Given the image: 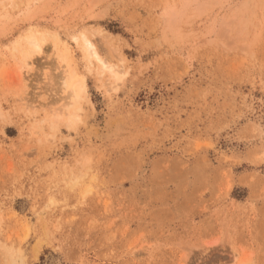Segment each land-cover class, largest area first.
<instances>
[{
    "label": "rangeland",
    "instance_id": "374dc122",
    "mask_svg": "<svg viewBox=\"0 0 264 264\" xmlns=\"http://www.w3.org/2000/svg\"><path fill=\"white\" fill-rule=\"evenodd\" d=\"M0 264H264V0H0Z\"/></svg>",
    "mask_w": 264,
    "mask_h": 264
},
{
    "label": "bare ground",
    "instance_id": "6f19581e",
    "mask_svg": "<svg viewBox=\"0 0 264 264\" xmlns=\"http://www.w3.org/2000/svg\"><path fill=\"white\" fill-rule=\"evenodd\" d=\"M33 45L35 46V49H37V51H40L41 50V47H40L39 44L36 43V45L35 44H33ZM85 48H86V52H87L86 54H88L89 56H91L92 58H94L97 62H100L101 67H102V68L101 67L100 68L102 69V72H104V69H106V65H104V63L101 62V59L97 56L96 51H95L93 45L91 44V42L87 41L85 43ZM108 69H109V74H110L113 70H111V68H108ZM80 84H81V82H80ZM80 84H74L71 87L72 93H73V95L75 97H77L79 95V93L83 92L84 89H85V87H83V85H80ZM218 260H220V259H218Z\"/></svg>",
    "mask_w": 264,
    "mask_h": 264
}]
</instances>
